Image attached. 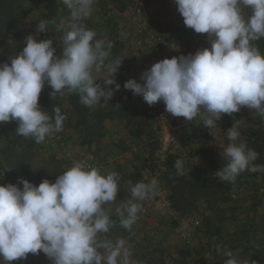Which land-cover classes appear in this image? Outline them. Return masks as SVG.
Wrapping results in <instances>:
<instances>
[{"label":"clouds","instance_id":"9594fccd","mask_svg":"<svg viewBox=\"0 0 264 264\" xmlns=\"http://www.w3.org/2000/svg\"><path fill=\"white\" fill-rule=\"evenodd\" d=\"M174 2L185 26L207 34L210 46L156 62L142 72V82L129 79L123 87L142 96L149 106L163 102L173 117L191 121L201 116L209 130L223 115L244 107L264 116V54L252 43L264 38V0ZM62 3L70 12L66 23L57 26L63 32L62 55L56 54L52 39L38 41L28 35L23 50L10 57V63H0V124L16 121V134L31 137L37 144L61 132L66 118L58 106L53 116L43 110L40 96L46 85L53 100L78 93L80 103L88 107L102 97L110 100L121 88L114 75L122 61L105 63L112 45L80 23L91 15L94 0ZM246 8L251 11L247 19ZM47 23L42 20L36 32L47 33ZM102 71L106 72L103 84H115V89L98 83L94 74ZM240 137L238 125L227 130L230 143L221 153L227 163L215 173L222 181L234 183L245 171L264 172V165L253 163L258 153ZM174 166L183 172L182 160ZM119 180L116 172L102 174L75 162L55 182L44 179L37 186L20 179L17 184H0V260L13 264L30 253L43 252L52 264H133L125 239L114 243L103 236L115 225L106 206L116 201ZM157 186L153 178L131 188V200L117 210L123 228L131 230L142 210L134 201L150 199ZM216 251L228 257L224 264H240L230 249L217 245Z\"/></svg>","mask_w":264,"mask_h":264},{"label":"rangeland","instance_id":"374dc122","mask_svg":"<svg viewBox=\"0 0 264 264\" xmlns=\"http://www.w3.org/2000/svg\"><path fill=\"white\" fill-rule=\"evenodd\" d=\"M21 2L25 12L8 27L1 22L0 1V63H10L9 58L23 50V41L28 35H34L38 41L52 39L57 49L56 54L59 55L63 32L57 31V26L62 22L66 23L70 15L69 9L62 0ZM117 2L118 0H94L91 15L80 22L87 29L94 30L97 39L112 45L105 63L117 59L122 61L114 75L116 83L121 85L120 90L110 100L102 97L93 107H103L110 103L130 113H147L159 134L153 159L143 166L144 158L151 153L148 140L145 136L132 135L126 119L121 116L105 122V135L98 154L95 153L94 145L89 147L82 144L84 134L77 126V112L69 100L70 94H66L60 97L66 117L63 130L47 137L40 144L28 137L34 140L29 174L7 162L10 156L15 159L16 153L21 152V149L18 146L9 149L15 136L13 121L0 124V173L7 170L4 178L0 179V184H17L20 179H26L38 186L44 179L49 180V172L55 171L60 175L75 162L95 167L102 174L116 172L120 176V190L116 201L106 206L111 209L109 215L115 225L103 236L114 243L121 238L125 239L132 251L133 264H214L222 258L216 251V246L228 249L232 244L239 245L233 258L240 264H264V185L261 172L241 173L237 179L243 181V185L231 191V200L211 204L200 201L198 209L181 213L170 205V188L175 180L165 171L168 156L173 154L174 164L178 159L183 161L182 174L187 177H218L215 173L227 163L221 153L230 143L222 134L225 120L229 119L231 127L238 125L240 140L243 141L250 129L264 133V116L244 107L232 115H223L222 119L216 121V127L209 130L205 128L201 116L191 121L173 117L166 112L163 102L149 106L142 96L125 89L123 85L129 79L142 82V72L150 69L154 63L165 58L195 54L210 45L207 34H197L185 26L174 0H129L128 7L122 12L115 8ZM111 16L117 23L120 40L117 43L111 40L103 28L105 19ZM244 16L245 19L249 18L251 11L246 8ZM42 20L48 22L47 33L36 32V26ZM173 26L177 27L180 38L167 42L166 31ZM17 29L21 31L18 38L14 34ZM94 75L102 87L115 89V84H103L106 72ZM46 90L51 91V88L46 85L42 93H46ZM40 104L46 111L45 106L41 102ZM173 127L191 134L188 146L181 145L175 139L171 132ZM206 130L209 133L211 131V137L202 139L200 132ZM58 163L63 172L57 168ZM139 167L142 169L139 170ZM130 173L137 179L132 181L123 178ZM153 178L158 185L156 194L145 201H134L142 205V210L131 230L123 228L117 210H123L131 200V188L136 183H149ZM20 187H23L22 184ZM0 264L4 262L0 260ZM13 264H52V261L41 252L39 255L30 253L27 259L14 261Z\"/></svg>","mask_w":264,"mask_h":264},{"label":"trees","instance_id":"16d2710c","mask_svg":"<svg viewBox=\"0 0 264 264\" xmlns=\"http://www.w3.org/2000/svg\"><path fill=\"white\" fill-rule=\"evenodd\" d=\"M2 7V24L5 26H12L15 19L19 18L21 14L25 12L21 0H0ZM117 1V0H115ZM129 5V0H118L116 3V9L118 11H124ZM116 21L114 17H107L103 28H105L108 36L114 42H119L118 30L116 28ZM14 34L19 37L20 29H17ZM165 41L171 42L173 39H179L180 34L177 33V27L173 26L167 29ZM262 54H264V38L258 41L252 42ZM62 54V48L59 49V55ZM50 87V86H48ZM49 91V90H48ZM42 93L40 96V102L45 106L46 111L50 116H53V108L60 107L62 114L64 111L61 105L60 96L53 100L49 93ZM73 107L77 112V126L84 134L82 144H86L89 147L95 146V153H99L102 147V139L105 135V122L109 119H113L117 116L124 117L126 119V125L129 131L134 136H145L148 140L151 148V153L148 157L144 158L143 166L151 159H153V152L157 148L155 145L159 140L158 130L154 127L147 113H130L122 107H115L108 103L103 107H88L80 103V96L78 93H72L69 95ZM14 130L17 127V122L13 120ZM229 119L225 120L222 125V134L227 139V130L230 128ZM195 130L197 126L194 127ZM175 139L183 146H188L191 143V134L186 131H179L177 127L171 129ZM201 138H210L211 135L208 130L200 132ZM242 142H245L247 146L254 149L258 153V159L253 163L256 165H264V133L257 129H250L245 134ZM15 146L20 147L21 152L16 153L15 159H8V163L13 166L20 167L24 173L29 174L31 170L30 161L33 157L34 140L19 136L15 132L14 139L12 140L10 148ZM11 150V149H10ZM174 155L169 154L165 171L166 173L174 177L175 183L171 185V194L169 196L170 205L173 209L181 213H188L199 208L200 201H204L208 204L216 202H227L231 200V191L234 188H241L243 181L236 180L233 182H225L213 175L206 176L204 178H190L182 173H178V170L174 166ZM58 169H61V164L58 163ZM142 167H139L141 170ZM62 174V173H61ZM58 173L55 171L49 172L48 178L51 181H55L58 177ZM125 180H136L137 178L133 173L125 175ZM261 180L264 185V172H261ZM238 244H232L230 249L234 256V251L238 247ZM228 257L222 256V258L214 264H224Z\"/></svg>","mask_w":264,"mask_h":264}]
</instances>
